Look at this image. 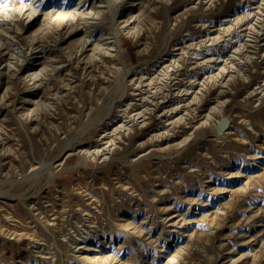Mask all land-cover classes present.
<instances>
[{"label":"rangeland","instance_id":"1","mask_svg":"<svg viewBox=\"0 0 264 264\" xmlns=\"http://www.w3.org/2000/svg\"><path fill=\"white\" fill-rule=\"evenodd\" d=\"M0 264H264V0H0Z\"/></svg>","mask_w":264,"mask_h":264},{"label":"water","instance_id":"2","mask_svg":"<svg viewBox=\"0 0 264 264\" xmlns=\"http://www.w3.org/2000/svg\"><path fill=\"white\" fill-rule=\"evenodd\" d=\"M229 127V120L227 118H222L221 122L217 125L216 130L218 133L225 132Z\"/></svg>","mask_w":264,"mask_h":264},{"label":"bare ground","instance_id":"3","mask_svg":"<svg viewBox=\"0 0 264 264\" xmlns=\"http://www.w3.org/2000/svg\"><path fill=\"white\" fill-rule=\"evenodd\" d=\"M113 38H114V37H113ZM115 39H116V38H115ZM114 41L116 42V40H114ZM117 42H118V41H117ZM112 43H113V42H112ZM117 45H118L117 48H118L119 50H121L122 47L120 46V44L117 43ZM198 51H199V50H198ZM117 56H118V55H117ZM169 68H170V67H169Z\"/></svg>","mask_w":264,"mask_h":264}]
</instances>
